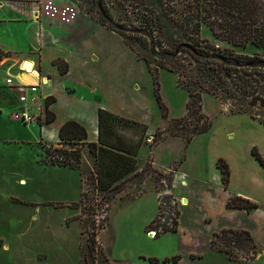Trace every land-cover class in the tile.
I'll return each mask as SVG.
<instances>
[{
	"label": "rangeland",
	"instance_id": "1",
	"mask_svg": "<svg viewBox=\"0 0 264 264\" xmlns=\"http://www.w3.org/2000/svg\"><path fill=\"white\" fill-rule=\"evenodd\" d=\"M101 1L102 7L110 9L113 16L128 20L126 25L136 24L126 9L110 4L109 0ZM37 3L38 0H0V14H5L0 21L5 22V31L8 23L37 25ZM64 3L95 21L101 18L99 0H64ZM38 26L35 31L41 32ZM201 38L224 54L264 59L263 48L232 45L216 39L205 27ZM107 48L114 52L118 47L108 44ZM132 52L133 57L130 50L117 49V71L113 75L116 79L108 88L128 100L130 106L138 101L146 102L147 114L152 120L147 125L125 114H112L102 134V142L108 148L98 141L97 119L93 138L87 134L84 139L66 138L61 145L53 140L57 136L50 134L51 139L43 138L38 126L21 125L22 129L14 130L19 125L17 122H0L1 126L14 128L0 129V264H177V257L183 256V252L177 251L183 246L191 252V259L199 261L195 264H216L224 257L230 262L221 264H251L254 260L264 263V254L256 245L237 242L233 233H211L223 224L219 217L209 226L211 215L215 216L211 208L197 203L191 214L182 212L187 203L181 194L191 183L183 188L190 178L179 171L186 156L193 175L199 169L200 176L211 177L213 158L235 154L244 170L256 172V188L260 182L259 196L264 200V126L259 123V120L264 123V96L247 105L257 119L236 114L227 100L204 93L198 114L195 108L189 114L188 94L178 86L177 70L187 66L191 57L181 53L176 59L154 62L145 45H136ZM136 53L151 60L152 68L162 63L172 72L158 69L151 75ZM9 57L0 51V65L7 66ZM92 70H75V76L88 78ZM156 83L167 107L166 116L155 100ZM102 85L107 87L105 83ZM1 99L4 100L2 96ZM205 126L206 131H197ZM13 136L29 139H12ZM187 137L196 138L190 149H185ZM141 146L145 150L138 158L139 163L117 152L122 150L138 157ZM56 149L72 151L78 156V163L50 164L48 156H54ZM252 153L262 160V165ZM168 161L172 164L167 165ZM162 165L166 167H158ZM21 178L26 180L23 186L19 183ZM221 188L228 189L223 184ZM247 188L253 189V186ZM174 209L179 212L178 219L182 212L188 222L184 234L191 236L192 244L184 245L177 226L173 229L162 222ZM150 230L156 231L155 237L150 236Z\"/></svg>",
	"mask_w": 264,
	"mask_h": 264
},
{
	"label": "crops",
	"instance_id": "2",
	"mask_svg": "<svg viewBox=\"0 0 264 264\" xmlns=\"http://www.w3.org/2000/svg\"><path fill=\"white\" fill-rule=\"evenodd\" d=\"M37 7L39 8V23L37 25L30 22H21L15 25L8 23V31H5V22L0 21V51L6 53L8 57L9 55L15 57H9L11 61L7 63V66L0 65V110L12 108L16 104L15 95L8 91L4 85L5 69L8 68L12 73L21 75L18 65H23L26 62L25 66H29L32 63L33 69L38 73L37 83L40 80L43 83L41 91L46 100L49 97L54 99L47 108L53 114V120L47 123L45 127L49 135L58 136L60 128L66 122L74 121L80 126L86 127L87 136H92L93 138L95 134L94 120L97 119L99 109L106 111L110 115L125 114L132 120L148 125L152 119L147 114L146 102L138 101L133 103V106H130L128 100H123L118 92H111V89L108 88L111 86L110 83L116 79L113 75L117 71V49L122 52L130 50L132 57L134 56V53L123 42L122 38L87 15L77 13L72 6L64 3V0H38ZM66 9L68 10L65 12L64 17L67 19L63 20L62 12ZM70 12L74 14L72 17ZM21 16L25 17L24 14ZM4 18L5 14H0V19L3 20ZM38 25L41 26V32L35 31L39 27ZM106 42L108 43L106 44ZM108 44L115 45L118 48L114 52H110L107 48ZM16 58H19V60L12 64ZM56 60H60L62 69L66 70L64 74L54 64ZM79 69L84 71L86 69L93 70L91 76L87 78L86 76H75V70ZM93 71H96L95 75ZM102 83H105L107 87L104 88ZM129 94L132 95L133 93L130 91ZM1 96L4 100L1 99ZM125 106L130 107L125 109ZM5 112L2 111L0 114V122H14L7 118ZM18 124L15 129L1 126L0 124V129H22V127H19L22 124ZM18 138L29 139L22 136H13L12 139ZM195 139L185 149H190ZM144 150V146L139 148L138 157L117 152L122 156L136 159L137 163H139L138 158ZM236 157L238 156L232 154L213 158L210 161L213 165V174L211 177H205L200 176L199 169L195 175L190 172L187 165V157L185 156L179 166V171L180 173H185L190 178V181H185L186 186L183 188H188V183L189 185L191 183L193 187L190 189L191 186H189V189L181 194L183 202L187 203L182 212L191 214L195 211L197 203L202 207L211 208L215 216L211 215L210 222H208L211 223L209 226H212L214 218L221 217L223 219V224L211 233L222 230L246 231L252 237L257 248L264 254V211H262L264 200L263 196H259L262 192V186L259 182L258 188H256V172L251 174L244 170ZM221 158L226 161L229 168L228 189L225 191L221 188V175L215 164ZM252 163L258 169L257 165L254 162ZM153 164L156 165L155 161ZM171 164V161H168L167 165ZM158 167L162 169L166 165ZM196 175H198V178H196ZM22 181L26 182L25 179L21 178L19 183ZM247 186H253V189H248ZM232 197L247 199L258 205V208L250 211L228 208L227 203ZM182 212L177 225V229L180 232L179 238L184 241V245L188 242L192 244L193 242L190 241L191 236L184 234L185 226L188 225V222L183 218ZM177 252H183V256L178 257L177 264H195L199 262L191 259L189 256L191 252L185 249L184 246L182 250ZM224 258L216 264L230 262L227 258V261H225ZM251 264L262 263L254 260Z\"/></svg>",
	"mask_w": 264,
	"mask_h": 264
},
{
	"label": "trees",
	"instance_id": "3",
	"mask_svg": "<svg viewBox=\"0 0 264 264\" xmlns=\"http://www.w3.org/2000/svg\"><path fill=\"white\" fill-rule=\"evenodd\" d=\"M108 2L115 3L122 10L126 9V12L133 15L132 22L136 24L126 25L125 22L128 20L113 16L110 9L102 7L101 0H99L101 18L97 22L119 35L132 51H135L136 45L141 47L145 45L152 54L154 62L173 60L181 53H187L191 57L187 66L182 65L177 70L178 86L188 94L186 110L189 114L193 108L198 114L201 94L204 93L217 99L227 100L236 114H248L253 119H257L247 105L258 97L264 96V59H243L239 56L224 54L219 48L210 45L206 39H202L201 32L205 27L216 39L232 45L251 44L264 49V0H109ZM136 57L144 62L151 75L156 74L158 69L172 72L162 63L156 64L154 69L151 60L147 57L138 53ZM54 64L62 74L66 72L62 69L60 60H56ZM194 64L198 66L194 67ZM188 67H191V70ZM156 87V103L163 116H166L167 107L161 99L157 83ZM53 101L52 97L47 98V108ZM46 115V121L50 123L53 120V114L47 109ZM109 116L112 115L102 109L98 110V141L107 148L109 145L102 142V134L103 126ZM259 123L264 126L261 120ZM109 125L107 124L108 127ZM207 126L197 131L200 132L203 129L201 132H204L208 129ZM59 138L61 140L84 139L86 131L76 122L68 121L60 128ZM191 141V137H187L186 145ZM110 149L119 150L113 147ZM56 152L63 154L65 160L60 162L48 159L50 164L76 165L78 163V156L72 151L67 153L56 149ZM119 152L125 151L119 150ZM254 157L261 165L263 164L257 155ZM217 169L220 171L222 184L228 186L229 168L223 159L218 160ZM227 207L250 211L256 209L257 205L241 197H232ZM177 215L179 217V212ZM176 224L178 225V221H175L173 229L176 228ZM220 232L233 233L237 236V242L253 244L252 246L255 247L252 237L246 231L222 230ZM211 243L213 245V241ZM226 253L229 255L228 252Z\"/></svg>",
	"mask_w": 264,
	"mask_h": 264
},
{
	"label": "built area",
	"instance_id": "4",
	"mask_svg": "<svg viewBox=\"0 0 264 264\" xmlns=\"http://www.w3.org/2000/svg\"><path fill=\"white\" fill-rule=\"evenodd\" d=\"M65 11L62 12V17H64ZM71 13V12H70ZM74 14L71 13V17ZM63 20L67 19L66 17L62 18ZM68 21V20H67ZM18 70L20 73H26V69L23 65H18ZM5 75V82L4 85L8 91L12 92L15 95L16 104L14 107L9 109H1L0 114L2 111H6V116L11 121L20 123L24 126H38L39 130L41 131V136L44 138L51 139L48 132H46V113H47V106H46V97L43 95L41 91V80L36 85H30L21 82L18 79V75L14 74L10 71V69L6 68L4 71ZM59 145L63 144V141L57 136L55 139ZM61 147V146H60ZM54 156L49 155L48 159L58 160L60 162L65 160V156L59 152H56ZM180 203L182 201H179ZM174 213H169L168 217H164L163 223H166L167 226L173 228L175 226V221L178 220L176 216V211L173 210ZM149 234H152V237L156 236V231H149Z\"/></svg>",
	"mask_w": 264,
	"mask_h": 264
},
{
	"label": "bare ground",
	"instance_id": "5",
	"mask_svg": "<svg viewBox=\"0 0 264 264\" xmlns=\"http://www.w3.org/2000/svg\"><path fill=\"white\" fill-rule=\"evenodd\" d=\"M33 64L31 63L29 66L26 65V73H22L21 75H18V78L30 85H36L38 80V73L33 69ZM22 186L25 185V181H22L20 183ZM152 234H150L151 236Z\"/></svg>",
	"mask_w": 264,
	"mask_h": 264
},
{
	"label": "water",
	"instance_id": "6",
	"mask_svg": "<svg viewBox=\"0 0 264 264\" xmlns=\"http://www.w3.org/2000/svg\"><path fill=\"white\" fill-rule=\"evenodd\" d=\"M25 64H26V62L24 63V67H25Z\"/></svg>",
	"mask_w": 264,
	"mask_h": 264
}]
</instances>
